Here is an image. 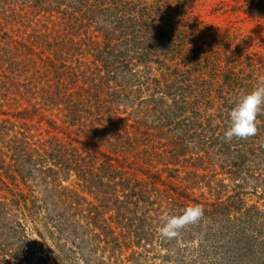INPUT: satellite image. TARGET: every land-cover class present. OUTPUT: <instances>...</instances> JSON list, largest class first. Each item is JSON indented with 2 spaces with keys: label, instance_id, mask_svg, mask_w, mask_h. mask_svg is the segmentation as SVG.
I'll use <instances>...</instances> for the list:
<instances>
[{
  "label": "trees",
  "instance_id": "16d2710c",
  "mask_svg": "<svg viewBox=\"0 0 264 264\" xmlns=\"http://www.w3.org/2000/svg\"><path fill=\"white\" fill-rule=\"evenodd\" d=\"M160 1L0 0V264H264V67Z\"/></svg>",
  "mask_w": 264,
  "mask_h": 264
},
{
  "label": "rangeland",
  "instance_id": "374dc122",
  "mask_svg": "<svg viewBox=\"0 0 264 264\" xmlns=\"http://www.w3.org/2000/svg\"><path fill=\"white\" fill-rule=\"evenodd\" d=\"M160 4L165 10L164 14L169 15H164L163 18L166 20L169 17L177 29H209L211 37L205 39V45L212 51L221 45L217 40L219 43L224 39L231 41V48L234 51L240 50L237 59H243L244 65H238L244 66L245 72L252 68L251 64L264 67V19L245 12L242 0H162ZM195 31L191 33L194 38L197 36ZM212 33H216V39L212 38ZM229 54L230 51H223L218 58L222 63H229ZM190 55V51H183L173 61L185 62ZM214 59L217 57L210 58L211 61Z\"/></svg>",
  "mask_w": 264,
  "mask_h": 264
}]
</instances>
